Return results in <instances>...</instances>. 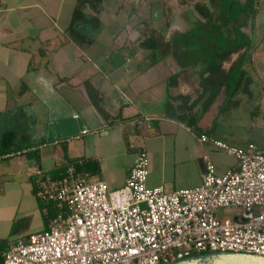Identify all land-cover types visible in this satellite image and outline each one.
Masks as SVG:
<instances>
[{"label":"crops","instance_id":"1","mask_svg":"<svg viewBox=\"0 0 264 264\" xmlns=\"http://www.w3.org/2000/svg\"><path fill=\"white\" fill-rule=\"evenodd\" d=\"M199 1L211 19L177 0H0V253L46 229L25 206L52 182L121 189L144 151L148 186L172 193L201 185L205 155L237 164L203 135L264 151V4L231 22Z\"/></svg>","mask_w":264,"mask_h":264},{"label":"built area","instance_id":"2","mask_svg":"<svg viewBox=\"0 0 264 264\" xmlns=\"http://www.w3.org/2000/svg\"><path fill=\"white\" fill-rule=\"evenodd\" d=\"M200 140L237 164L218 175L205 155L203 181L195 188L169 193L149 187L144 151L121 189L84 179L42 187L38 196L64 202L69 214L12 247L3 264H170L210 252L264 256V151L206 135ZM222 212L230 217H220Z\"/></svg>","mask_w":264,"mask_h":264},{"label":"rangeland","instance_id":"3","mask_svg":"<svg viewBox=\"0 0 264 264\" xmlns=\"http://www.w3.org/2000/svg\"><path fill=\"white\" fill-rule=\"evenodd\" d=\"M263 4H264V0H262V5ZM236 5H237V0H219L218 4H217V6L220 8V10L222 8V10L224 11V12H222V14L226 18L225 20L231 21V22L235 18H238L239 13H241L240 9L238 7H236ZM228 8H229L230 11L232 10L235 13H233V15H229V13L227 12ZM260 14L263 15L262 12ZM238 19H242V18H238ZM243 27H247V26L246 25L236 26L235 31H236V33H238L239 30H240V32L242 34L241 36L242 37H247V35H245L246 33L242 32V28ZM247 32H249V31H247ZM226 34H228L227 30H226ZM89 183H93V182L90 181ZM37 195H38V192L35 191L32 199H30L31 202H27L25 207H27V208L31 207L32 209L38 208L41 211H45V212L46 211H50L51 213H53L55 211H58L56 214H58V216L61 215V213H62L61 206H64L65 203L57 202V201H54V200L43 201V203H42V200H40ZM37 201L40 203V206H39ZM219 216L223 218V217H227L228 214L226 212H222ZM228 217H230V216H228ZM23 219L26 222V225L29 224V230H31V222L32 221L36 222L35 216H28V218H23ZM19 223H23V222H18L17 225H19ZM8 233H9L8 228H5V227L0 228V249L3 250V251H6L7 249H9V247H8V243H9V237L8 236H9V234ZM7 237H8V239H7ZM6 247H7V249H6Z\"/></svg>","mask_w":264,"mask_h":264},{"label":"trees","instance_id":"4","mask_svg":"<svg viewBox=\"0 0 264 264\" xmlns=\"http://www.w3.org/2000/svg\"><path fill=\"white\" fill-rule=\"evenodd\" d=\"M178 1V5L182 6H192L197 13L201 16V17H206V18H210V11L206 8V4H203L202 2H200L199 0H177ZM262 0H237V5L236 7H238L241 11V13H239L238 18H242V19H238V20H242V21H255L256 17L258 15V11H259V7L261 5ZM233 4V3H232ZM227 12L229 13L230 10L229 8L227 9ZM235 13V12H233ZM230 15V14H229ZM80 18V11L79 9L76 11V14L74 16V19ZM237 20V18H235L233 21ZM143 46L147 47V41L143 43ZM77 168V172L82 171L84 168L83 166H78ZM39 192V191H38ZM39 197V196H38ZM40 200H42L39 197ZM44 200H42L43 203ZM64 203V202H61ZM61 216H63L64 218L69 214L68 213V206L67 204H65L64 206H61ZM50 212V211H48ZM58 211H55L53 213H49L48 216H45L47 219V226L48 227L49 223L54 220L55 218L59 217L58 214H56ZM17 226V225H16ZM16 233L17 232V227L14 229ZM7 254V253H6ZM6 254L4 253H0V264L4 263V259Z\"/></svg>","mask_w":264,"mask_h":264},{"label":"water","instance_id":"5","mask_svg":"<svg viewBox=\"0 0 264 264\" xmlns=\"http://www.w3.org/2000/svg\"><path fill=\"white\" fill-rule=\"evenodd\" d=\"M170 264H264V256L247 253L210 252Z\"/></svg>","mask_w":264,"mask_h":264}]
</instances>
